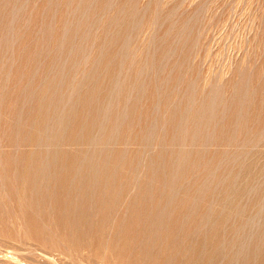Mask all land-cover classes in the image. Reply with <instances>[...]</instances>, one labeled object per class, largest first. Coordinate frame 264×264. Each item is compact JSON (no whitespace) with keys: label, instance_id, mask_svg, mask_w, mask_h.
Listing matches in <instances>:
<instances>
[{"label":"rangeland","instance_id":"1","mask_svg":"<svg viewBox=\"0 0 264 264\" xmlns=\"http://www.w3.org/2000/svg\"><path fill=\"white\" fill-rule=\"evenodd\" d=\"M52 170L204 207L232 264H264V0H0V264H160L77 245L28 210L22 184Z\"/></svg>","mask_w":264,"mask_h":264},{"label":"bare ground","instance_id":"2","mask_svg":"<svg viewBox=\"0 0 264 264\" xmlns=\"http://www.w3.org/2000/svg\"><path fill=\"white\" fill-rule=\"evenodd\" d=\"M90 100H91V98H90ZM89 103H90V101H89ZM85 104H87V102ZM107 104H108V102H107ZM210 112H211V110H210ZM210 112H209V114H210ZM209 114H207V115L209 116ZM198 115L201 116L200 113ZM205 116H206V114H205ZM182 117H183V115H182ZM182 117H181V119H182ZM183 118H185V117H183ZM190 118H193V117H190ZM196 119H197V116H196ZM196 119H195V122L197 121ZM94 120H95V118H94ZM189 120L190 119H188V121ZM186 121H187V119H186ZM198 122H200V121L198 120ZM189 123H192V122H189ZM200 126H202V125H200ZM188 127H191V126L188 124ZM179 129H180V127H179ZM198 129H200V128H198ZM203 130H206V128L203 129ZM187 131H189V130L187 129ZM178 132L179 131H177V133ZM191 132H192V130H190V133L189 134H191ZM193 133H194V131H193ZM204 134H205V132H204ZM196 135H197V132H196ZM202 136H205V135L202 134ZM192 138H194V137H192ZM186 139H188V138H186ZM190 139H191V137H190ZM201 139L202 138H200V140ZM79 153H82V152H79ZM79 153H78V155H79ZM69 154H70V151H69ZM75 155H77V154H75ZM117 155H118V153H117ZM114 156H115V159H116V157H118L119 155L118 156L114 155ZM177 156H179V155H177ZM19 158H21V156ZM51 158L52 157H50V159ZM78 158H79V156H78ZM112 158H113V156H112ZM175 158H176V156H175ZM45 159H47V158H45ZM121 159H122V157H121ZM47 160H45V161H47ZM53 160L56 161L57 159H54V157H53ZM16 161H18V160H16ZM33 161H35V160H33ZM103 161H105V160H103ZM47 163H48V161H47ZM47 163H45V165ZM51 163L52 162H50L48 164H51ZM90 163H92V162H90ZM19 164L20 163L18 162V165ZM65 165H68V164H65ZM79 166H80V164H79ZM179 166H181V165H179ZM24 167H26V166H24ZM51 167L52 166H50V168ZM174 167H176V166H174ZM14 168H16V167H14ZM112 169H111V171H112ZM35 170L33 172H35ZM38 170L40 171V169H38ZM46 170H48V169H46ZM46 170L44 171L45 173H46ZM4 171H5V169H4ZM13 171L14 170H12V172ZM29 171H28V173H29ZM33 172H32V174H33ZM40 172H39L38 175H40L42 173V172L41 173ZM90 172H92V171H90ZM2 174H3V172H2ZM46 174H44V175H46ZM107 174H108V172H107ZM117 174H118V171H117ZM238 174H240V173H238ZM0 176H2V175L0 174ZM3 177H1L0 179L2 180ZM17 177H19V176H17ZM22 177H23V175H22ZM42 177L43 176H41V178ZM45 177H47V176H45ZM98 177H99V175L96 178H98ZM100 177H101V175H100ZM107 177H108V175H107ZM117 177H119V176H117ZM178 177H179V175L176 176V178H178ZM14 178L17 179L16 177H14ZM21 178H19V179L21 180ZM28 178H29V176H28ZM36 178H38V176H36ZM36 178L35 177H32V179H30V180L26 178L27 184L26 185L22 184L23 186L21 187L22 197L24 198V200H25V202H26V204L28 206V210L30 208L33 212L35 211L37 215L41 216L44 221H46L48 223H51L55 227L59 228V230H61V232H62V235L66 236L69 239H72L73 242H75L77 245H82V246L86 247L87 249L88 248H90L92 250L94 249L96 252H99V250L101 248H104V249H107V250H110V251H117L118 253L127 252L130 249H132V248H130L131 246H136L137 245L140 250H143V251L147 250L149 252V255L151 256V258L153 257L154 259L160 261V264H232V261L234 259V255L233 254L232 255L230 254V250L227 251V253H225V255L222 254V250L221 249L224 247V243L221 242V240L219 239V234H218V232H219L218 230H219V227H221V225L219 224V226L216 227L215 224H214V225H212L210 227V232H208V233L202 232L203 229H204V225L202 224V222H203L202 220L203 219L201 220L200 219V216H196V214H197V211H199V210L203 211L204 210V207H202L201 209L199 207L198 209H195L196 211H194V210L193 211H190V209H188V207H186L185 204L184 205L183 204H177V206H171V203H169V201L166 200V199L165 200H162V198L161 199L158 198V199H154L153 200L152 198H149L147 200L146 199L143 200V198L142 199H139L137 196H132L130 193H127L125 196H123V198H120L119 194H121V191L120 190L116 191L111 186L110 187H104V188L101 187L102 188L101 190H99L97 192H94V193L93 192L92 193H89V191L85 187H82V186L79 187L78 184L75 183V180H74V177L73 176H71V175L69 176L68 173H66V172H58V171H55V170L51 174L49 173L48 179L46 178L47 181L45 180L46 183L43 182L42 184H40V183L37 184L36 181H35ZM109 178H110V175H109ZM43 179H45V178H43ZM110 179H112V178H110ZM110 179H108V181ZM118 179H120V178H118ZM249 179H251V177H249ZM3 180H5V179L3 178ZM20 180H18V182H20ZM39 180H40V178H39ZM23 181L25 182V180H23ZM250 181H252V180H250ZM12 182H13V179H12ZM110 182H112V181H110ZM4 183H5V181L3 183L0 182L1 185L4 184ZM168 184H170V183H168ZM176 184H178V183H176ZM184 184H186V183H184ZM231 184H232V182H231ZM9 185H11V184H9ZM107 185H108V183H107ZM219 185H220V183H219ZM238 185H237V187H238ZM200 186H202V185H200ZM243 186H242V188H243ZM219 187L220 186H218V188ZM247 187L248 186H246V188ZM11 188H13V186ZM195 188H197V187H195ZM221 188L224 189V187H221ZM238 189H241V187L238 188ZM207 190H208V188H207ZM211 191H212V189H211ZM247 191H249V190H247ZM173 192L174 191L172 190V193ZM178 192H180V191H178ZM208 192H210V191H208ZM176 193H177V191H176ZM235 194L237 196V193L236 192H235ZM238 194H239V192H238ZM5 195L7 196V194H5ZM209 195H210V193H209ZM243 195H245V193H243ZM220 196L222 197L221 194H220ZM240 197H241V195H240ZM248 197H250V196H248ZM193 198H194V196H193ZM224 198H226V197L224 196ZM242 198L244 199L245 197H242ZM238 199H240V198H238ZM18 200H20V199L18 198ZM228 202H230V201H228ZM253 202L254 201H252V203ZM258 202H260V201H258ZM120 203L123 206V208H122L121 205H119ZM181 203H184V202H181ZM189 203H190V201H189ZM187 204H188V201H187ZM231 204H232V202H231ZM189 207H191V206H189ZM251 207L253 209V206H251ZM205 208H206V205H205ZM238 208H239V206H238ZM233 209H234V207H233ZM254 209H256V208L254 207ZM212 210H214V209H212ZM214 214H215V212H214ZM223 214H225V213H223ZM34 216H35V214H34ZM221 218H223V216ZM207 222L209 223V221H207ZM234 227H236V226L234 225ZM241 233H242V231H241ZM51 236H52V234H51ZM259 237H260V235H259ZM255 238H257L256 235H255ZM251 241H252V239H251ZM233 245H234V243H233ZM227 249L228 248L225 247V248H223V251H225ZM147 251H145V252H147ZM221 255H222V257H220ZM250 256H251V251H249L248 253L246 252V254L244 255L243 259L241 257L242 261H241L240 264H249L250 263ZM218 257H220V258H218ZM85 259H86V257H85ZM94 262H96V261H94ZM125 262H126V260H125ZM128 263H131V261H127V264Z\"/></svg>","mask_w":264,"mask_h":264}]
</instances>
